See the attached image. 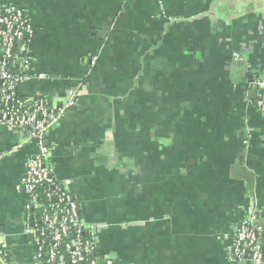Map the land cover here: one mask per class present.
<instances>
[{"label":"crops","instance_id":"obj_1","mask_svg":"<svg viewBox=\"0 0 264 264\" xmlns=\"http://www.w3.org/2000/svg\"><path fill=\"white\" fill-rule=\"evenodd\" d=\"M1 2L28 15L31 73L45 75L19 92L53 104L77 92L47 138L98 254L115 264H252L227 253L252 196L264 264V119L245 82L264 77V0ZM35 152L0 125L8 264H35L21 186Z\"/></svg>","mask_w":264,"mask_h":264},{"label":"built area","instance_id":"obj_2","mask_svg":"<svg viewBox=\"0 0 264 264\" xmlns=\"http://www.w3.org/2000/svg\"><path fill=\"white\" fill-rule=\"evenodd\" d=\"M33 36L26 12L0 0V125L19 130L36 146L25 162L21 183L27 195L26 231L33 238L35 264H114L111 255L95 251V231L81 221L77 202L67 184L54 175L51 162L48 132L75 105L77 92L69 89L58 104L44 96L19 92L21 84L45 78L44 74L31 73ZM233 58L241 60L236 53ZM89 63L93 65L94 60ZM253 80L257 86L253 105L264 119V77ZM252 130L246 127L248 133ZM258 213L251 196L228 247L229 259L262 264L263 228ZM7 253L0 244V264H6Z\"/></svg>","mask_w":264,"mask_h":264},{"label":"water","instance_id":"obj_3","mask_svg":"<svg viewBox=\"0 0 264 264\" xmlns=\"http://www.w3.org/2000/svg\"><path fill=\"white\" fill-rule=\"evenodd\" d=\"M253 78L252 77H250V76H247L246 77V84H247V87L249 88V89H254V90H256V88H257V86L253 83Z\"/></svg>","mask_w":264,"mask_h":264},{"label":"trees","instance_id":"obj_4","mask_svg":"<svg viewBox=\"0 0 264 264\" xmlns=\"http://www.w3.org/2000/svg\"><path fill=\"white\" fill-rule=\"evenodd\" d=\"M34 30V29H33ZM253 79L257 78L256 76H252ZM5 263L8 264L9 262V254L7 253L6 256L4 257ZM115 264V263H114Z\"/></svg>","mask_w":264,"mask_h":264}]
</instances>
